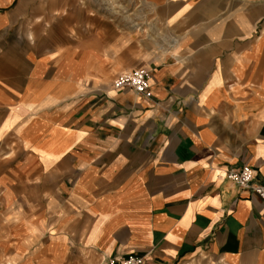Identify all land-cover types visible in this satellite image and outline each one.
Masks as SVG:
<instances>
[{"label": "crops", "instance_id": "0c3cea01", "mask_svg": "<svg viewBox=\"0 0 264 264\" xmlns=\"http://www.w3.org/2000/svg\"><path fill=\"white\" fill-rule=\"evenodd\" d=\"M117 6L0 0L6 264H264V0Z\"/></svg>", "mask_w": 264, "mask_h": 264}, {"label": "built area", "instance_id": "2783aa9c", "mask_svg": "<svg viewBox=\"0 0 264 264\" xmlns=\"http://www.w3.org/2000/svg\"><path fill=\"white\" fill-rule=\"evenodd\" d=\"M151 74L144 69H137L123 72L117 75L112 81L115 90L130 89L146 99L152 97L150 90ZM227 180L240 188L250 190L264 203V184L255 183V171L250 166H243L238 171H229L226 174ZM143 258L129 253L121 258L104 260L103 264H143Z\"/></svg>", "mask_w": 264, "mask_h": 264}, {"label": "rangeland", "instance_id": "374dc122", "mask_svg": "<svg viewBox=\"0 0 264 264\" xmlns=\"http://www.w3.org/2000/svg\"><path fill=\"white\" fill-rule=\"evenodd\" d=\"M85 3H95L97 5H102V4H110L112 6V10L110 11L111 14H118V12L113 10L114 8H117V4L119 0H81ZM3 225L0 224V264H6L7 263V258L9 255V251L7 249V244H4L3 241L5 240L4 236V228L2 227Z\"/></svg>", "mask_w": 264, "mask_h": 264}]
</instances>
